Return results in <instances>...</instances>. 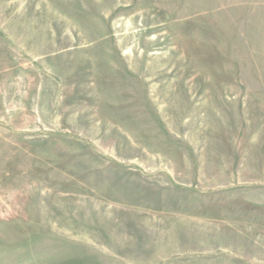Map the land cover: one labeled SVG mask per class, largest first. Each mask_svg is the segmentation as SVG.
<instances>
[{
    "label": "rangeland",
    "instance_id": "1",
    "mask_svg": "<svg viewBox=\"0 0 264 264\" xmlns=\"http://www.w3.org/2000/svg\"><path fill=\"white\" fill-rule=\"evenodd\" d=\"M0 264H264V0H0Z\"/></svg>",
    "mask_w": 264,
    "mask_h": 264
}]
</instances>
